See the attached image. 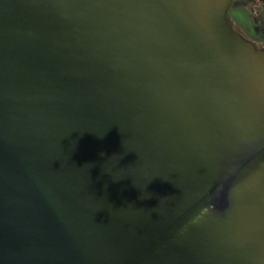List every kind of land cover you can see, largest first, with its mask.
Masks as SVG:
<instances>
[{
	"label": "water",
	"instance_id": "95a60500",
	"mask_svg": "<svg viewBox=\"0 0 264 264\" xmlns=\"http://www.w3.org/2000/svg\"><path fill=\"white\" fill-rule=\"evenodd\" d=\"M234 2L0 0V264H264Z\"/></svg>",
	"mask_w": 264,
	"mask_h": 264
},
{
	"label": "flooded vegetation",
	"instance_id": "af4514ba",
	"mask_svg": "<svg viewBox=\"0 0 264 264\" xmlns=\"http://www.w3.org/2000/svg\"><path fill=\"white\" fill-rule=\"evenodd\" d=\"M229 18L245 40L264 49V0H235Z\"/></svg>",
	"mask_w": 264,
	"mask_h": 264
}]
</instances>
